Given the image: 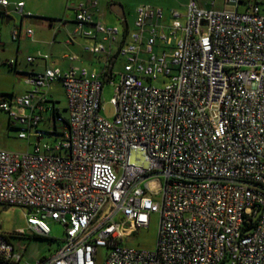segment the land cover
I'll return each mask as SVG.
<instances>
[{"label": "built area", "instance_id": "1", "mask_svg": "<svg viewBox=\"0 0 264 264\" xmlns=\"http://www.w3.org/2000/svg\"><path fill=\"white\" fill-rule=\"evenodd\" d=\"M224 1L235 9L188 0L169 24L160 8L136 9L117 50L125 62L111 119L102 89L118 29L96 21V2L76 8L65 43L93 40L85 51L105 54L104 67L46 68L26 77L21 96L0 98L18 139L36 140L32 152L0 149V204L26 209L32 235L49 237V219L65 236L55 254L27 263L25 248L0 234V264H96L100 248L102 264H264V0ZM9 6L0 0L1 12ZM11 6L31 16L23 2ZM55 81L63 116L48 96ZM152 214L155 249L122 245Z\"/></svg>", "mask_w": 264, "mask_h": 264}, {"label": "rangeland", "instance_id": "2", "mask_svg": "<svg viewBox=\"0 0 264 264\" xmlns=\"http://www.w3.org/2000/svg\"><path fill=\"white\" fill-rule=\"evenodd\" d=\"M97 2L99 4V10L104 11V17L101 18V23L104 26L118 29V41L121 44L126 28L116 15L110 13L107 9L109 1L101 0H75L76 3L81 2L88 4V2ZM121 2L124 8L125 19L128 25V31L134 30V21L136 16V9L140 6H150L152 8H160L162 10H178L181 14L185 12V5L188 0H112L110 2ZM64 2V1H63ZM60 0H27L26 11H29L32 17H20L19 15L11 12L12 6L10 5L6 10L8 16L12 18L9 24L0 21V30L2 34V43L0 47V97L2 96H21L27 91L28 86L25 84L24 75L21 72H28L31 70L32 65L26 62L27 56H31L29 51L31 43L37 40V37L46 35L50 41L52 34H56L55 42L59 47H63V43L68 38L66 37L67 31L71 34L75 28L73 22L74 12L67 9V6ZM222 0H217L215 8L216 10H223ZM28 6L40 7L42 6L47 12H53L54 17H43L36 9H30ZM211 7V6H210ZM243 7H239V11H242ZM62 20L66 21V27L62 28L60 25ZM21 23V38L20 42H14L11 40V28L13 24L18 27ZM165 23V22H164ZM166 24V23H165ZM51 25V29H49ZM27 29L33 31L32 38H25V32ZM58 31L60 33H58ZM19 45V50L17 46ZM116 49L117 45L113 46ZM11 62L16 65V70L10 69L7 63ZM125 58L120 56L115 65L112 68V77L109 81H104L102 89V104L103 111L102 116L108 119L113 117V107L110 104V100L114 95L115 86L119 82L120 73L123 70ZM68 65L63 67L67 68ZM76 67H86L99 70L98 65H74ZM63 68V69H65ZM16 71L19 73H16ZM20 75V76H19ZM167 82L166 80L159 79L156 86H163ZM49 97L56 103V108L62 114H65L64 109L66 107V99L64 89L59 81H55L48 89ZM61 125H57L59 127ZM40 130L49 131L48 126L45 123H40ZM28 135L27 132H25ZM53 136H44L41 139V143L52 142ZM36 140L34 137H28L27 139H18V131L14 129L9 122L8 115L0 111V149L7 151L25 153L32 152ZM28 211L20 207H7L0 206V234L5 236L11 243L16 246L24 247L23 261L27 263H34L43 257H50L55 254L56 250L60 247L62 240L65 236V228L57 222L46 219L48 227L50 229L49 239H43L35 235L30 234L26 223V215ZM159 224V215L152 214L150 217V223L147 228L140 229L133 233L129 238L123 241L124 246H128L134 249L154 250L157 241V232ZM23 230V237L17 236L16 232ZM52 239L53 241H50ZM106 253L105 248L98 250V259L96 264H102Z\"/></svg>", "mask_w": 264, "mask_h": 264}, {"label": "crops", "instance_id": "3", "mask_svg": "<svg viewBox=\"0 0 264 264\" xmlns=\"http://www.w3.org/2000/svg\"><path fill=\"white\" fill-rule=\"evenodd\" d=\"M10 5L14 4V3H18V2H23L24 3V12H29L26 11V1L27 0H6ZM47 2L49 0H46ZM57 1V0H56ZM61 2H63L65 4V6H67L68 10H71L72 12H74V18H75V10L76 8L80 5H89L91 2H88V4H84L81 2L76 3L75 0H60ZM101 1H109L107 4V9L110 13L116 15L119 19H121V22L123 23V25L126 28V32H131L128 31V25H126V19H125V14H124V8H123V4L119 1L117 2H110L112 0H101ZM93 2V1H92ZM197 2L199 3L200 7L202 8H206V9H215L213 7H215L217 0H197ZM222 5H223V10H234L235 7L231 4H226L224 0H222ZM91 6V5H89ZM147 6V5H144ZM211 6V7H210ZM28 8L30 9H36L37 11H39L40 15L43 17H54V13L53 12H47V10H45L42 6L40 7H31L28 6ZM239 10V8H238ZM90 11L93 15V17L96 19V21L101 22V18L104 17V11L102 9L99 10V4L96 2L95 6H91L90 7ZM164 11V22L166 24L171 23V18H170V14L169 12L172 11V9H168V10H163ZM178 11V10H176ZM1 12V10H0ZM179 12V11H178ZM30 13V12H29ZM180 13V12H179ZM181 14V13H180ZM182 16L184 14H181ZM32 17V15L30 16ZM73 18V19H74ZM181 20H183L181 18ZM0 21L5 22V24H9L12 21V18L5 17V16H1L0 15ZM6 21H8V23H6ZM66 21L67 20H62L61 23V27L62 28H67L66 27ZM74 24V20L72 22ZM75 26V24H74ZM20 28V32H21V23L18 26ZM13 24V27L11 28V31L14 28H18ZM49 29H51V25H49ZM11 33V32H10ZM58 33H60L58 31ZM22 32L20 34V38H21ZM69 31H67L66 33V37L69 38ZM25 38L27 39L28 37L26 35H24ZM2 34H1V30H0V38L2 41ZM19 38V40H20ZM55 38H56V34L53 35L52 34V38L51 41L49 39L48 36L46 35H42V37H37V40L32 41V45L29 49V51H31L32 55L31 56H27V57H32L33 61L32 62H27L29 64L32 65L31 70H29L28 72H21L23 73L22 75H24V81L26 80V77L29 74H36V73H41L43 72L46 68H58L62 71H66L68 69H70L71 67H76L74 65H98L99 70L101 68L104 67V65L106 64V59L107 56L105 54H99V55H91L89 53H87L85 51L86 47H89L93 44V40L90 39H84V38H80V37H76L73 39V41L70 44H66L65 42L67 41V39L65 40V42L63 43V47H59L58 43L55 42ZM16 41L17 43H19L20 41ZM4 44L1 42L0 47H2ZM114 45H117L116 49H114ZM120 46V43H115L111 46V54H110V59H109V67H110V71L112 72V68L113 65H115L117 59L122 56V55H118L117 50ZM17 49L19 50V45L17 46ZM69 57H75V59L73 60H69ZM64 65H68L67 68L63 67ZM65 68V69H63ZM10 69H14L16 70V65H13V68ZM90 70H93V68H88ZM97 70V69H95ZM16 73H18L16 71ZM19 74V73H18ZM20 76V75H19ZM26 84V83H25ZM27 91L29 90V85ZM26 92V91H25ZM48 96H49V92H48ZM51 100L52 98L49 97ZM54 101V100H52ZM55 102V101H54ZM57 103V102H55Z\"/></svg>", "mask_w": 264, "mask_h": 264}, {"label": "trees", "instance_id": "4", "mask_svg": "<svg viewBox=\"0 0 264 264\" xmlns=\"http://www.w3.org/2000/svg\"><path fill=\"white\" fill-rule=\"evenodd\" d=\"M0 15L1 16H5V17H8V14H5L4 12H0ZM126 25H127V22H126ZM10 68V67H9ZM104 83V82H103ZM10 96V95H9ZM2 97H7V96H2ZM56 111H58V112H60L59 111V109L58 108H56L55 109V112ZM61 113V112H60ZM62 114V113H61ZM62 116H63V114H62ZM0 206H6V205H3V204H0ZM7 207H10V206H7ZM24 235V234H23ZM23 235H20V237H23ZM36 236V235H35ZM37 237H40V236H37ZM41 238H43V239H49V237H41ZM50 241H53L52 239H50Z\"/></svg>", "mask_w": 264, "mask_h": 264}, {"label": "water", "instance_id": "5", "mask_svg": "<svg viewBox=\"0 0 264 264\" xmlns=\"http://www.w3.org/2000/svg\"><path fill=\"white\" fill-rule=\"evenodd\" d=\"M6 23H8V21H6ZM1 98V97H0Z\"/></svg>", "mask_w": 264, "mask_h": 264}]
</instances>
